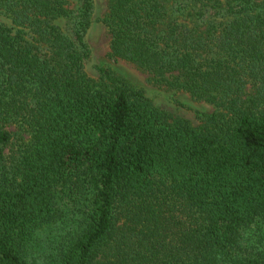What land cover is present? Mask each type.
Returning <instances> with one entry per match:
<instances>
[{
    "label": "trees",
    "instance_id": "obj_1",
    "mask_svg": "<svg viewBox=\"0 0 264 264\" xmlns=\"http://www.w3.org/2000/svg\"><path fill=\"white\" fill-rule=\"evenodd\" d=\"M105 1L107 57L214 111L89 77L93 0H0V264H264V0Z\"/></svg>",
    "mask_w": 264,
    "mask_h": 264
},
{
    "label": "rangeland",
    "instance_id": "obj_2",
    "mask_svg": "<svg viewBox=\"0 0 264 264\" xmlns=\"http://www.w3.org/2000/svg\"><path fill=\"white\" fill-rule=\"evenodd\" d=\"M106 12L105 0H93V12L86 43L90 50V56L85 62L86 74L97 80L103 73L115 75L133 88L140 89L152 104L171 118H180L194 127H199L202 117L214 111V108L204 102L192 100L186 93L176 92L164 87L154 86L147 79V75L137 70L134 66L121 61L110 60L109 36L102 23ZM0 22H6L0 13ZM40 263V260H37Z\"/></svg>",
    "mask_w": 264,
    "mask_h": 264
}]
</instances>
